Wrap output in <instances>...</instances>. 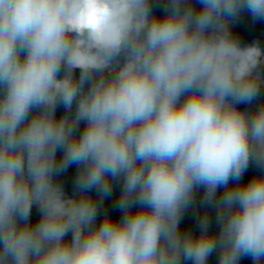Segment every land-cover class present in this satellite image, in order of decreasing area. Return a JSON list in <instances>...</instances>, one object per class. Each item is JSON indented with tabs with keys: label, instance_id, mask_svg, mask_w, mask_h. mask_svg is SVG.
Here are the masks:
<instances>
[{
	"label": "clouds",
	"instance_id": "1",
	"mask_svg": "<svg viewBox=\"0 0 264 264\" xmlns=\"http://www.w3.org/2000/svg\"><path fill=\"white\" fill-rule=\"evenodd\" d=\"M243 10L264 0H0V264H264V101L239 107L264 50L233 32ZM113 182L120 216L98 220Z\"/></svg>",
	"mask_w": 264,
	"mask_h": 264
},
{
	"label": "trees",
	"instance_id": "2",
	"mask_svg": "<svg viewBox=\"0 0 264 264\" xmlns=\"http://www.w3.org/2000/svg\"><path fill=\"white\" fill-rule=\"evenodd\" d=\"M154 10L157 12V14H160L162 11V8L159 4L153 5ZM231 28L233 32L237 35L240 42L242 44H250L253 42H256L259 44L262 50H264V19H254L249 12L246 10L241 11L238 18L232 22ZM264 101V88L261 89L259 96L251 102V104H240L239 107L242 110L248 111L252 107H254L256 104ZM64 112L63 106L58 105L57 106V116L61 115ZM83 125H81L82 127ZM76 166L70 165L69 168L63 172L59 177V181L64 187V190L70 195L73 190V180L75 176ZM259 169L250 162L248 168L245 170L242 180L246 181L248 180L252 175L257 174ZM119 191L120 186L118 182H113V191L112 193L105 197L103 201V206L100 210V213L98 214V220L99 216L103 214L104 211H107L108 214L118 219L120 216V210L117 207V201L119 198ZM218 189V194H219ZM92 195L95 196V191L93 190ZM202 197V189L197 190V200L195 206L189 207L183 214L181 221H180V228L181 231L184 230H191L193 233L198 232V224H197V218L201 211L203 210L202 206L200 205V198ZM209 217H210V230H217V226L215 223V212L214 209L209 207L208 209ZM39 213L38 210L35 208V206L32 209L31 212V219L33 221H36L38 219ZM218 260V252L214 251L208 258L207 264H217ZM181 264H192L191 261H181ZM239 264H252V260L248 256H242L240 258Z\"/></svg>",
	"mask_w": 264,
	"mask_h": 264
}]
</instances>
